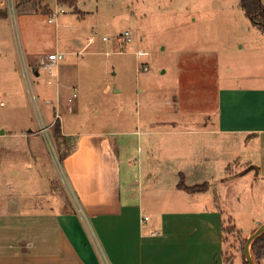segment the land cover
<instances>
[{"label":"rangeland","instance_id":"rangeland-1","mask_svg":"<svg viewBox=\"0 0 264 264\" xmlns=\"http://www.w3.org/2000/svg\"><path fill=\"white\" fill-rule=\"evenodd\" d=\"M4 1L0 10L6 9L8 16L0 18V195L16 196L19 201L28 195L25 202L61 203L63 211L81 208L63 165L74 139L56 132L60 124L57 114L65 132L118 134L133 126L137 113L169 121L174 116L179 121L173 124L177 129L186 126L191 116L214 117L219 90L236 85L232 74L258 73L245 61L246 53L238 52L250 40L264 44V33L252 25L240 0H77L73 6L56 0ZM55 12L57 17H52ZM125 32L132 34L134 41L121 46L117 38ZM104 37L109 42H103ZM56 46L68 54L58 74L51 75L41 69L38 59ZM138 50L146 55L137 59L134 52ZM107 51L112 55L107 57ZM67 65L78 69V98L71 104L72 112L66 97L70 89L64 99L57 95V77L59 72L68 73ZM144 65L149 72L137 71ZM249 82L257 81L244 83ZM107 87L112 91L106 93ZM174 96L178 104L172 101ZM210 119L207 127H213ZM44 127L48 130L43 131ZM121 137L118 134L111 139L124 153L123 185L140 181L135 190L141 210H136L135 223L138 225L142 214L149 218L141 222L143 228H150L171 213L168 209L188 206L184 194L151 187L152 177L161 173L170 177L169 172L184 169L179 161L167 167L153 164L145 142ZM178 137L176 140L183 139ZM228 143L222 138L219 159L206 170L210 169L214 178L206 174V180L189 183L210 185L208 194L200 197V206H205L212 225L217 214H224L226 264H240L244 233L237 229L264 221V187H254L257 171L251 166L264 158V143L253 140L247 145L242 138L236 145L232 143L231 149ZM164 183L156 185L160 189L171 185ZM80 213L89 239L104 259L105 250L92 221ZM178 217L176 223L182 218ZM205 230L210 241L217 243L213 230ZM218 264H225L221 254Z\"/></svg>","mask_w":264,"mask_h":264},{"label":"crops","instance_id":"crops-1","mask_svg":"<svg viewBox=\"0 0 264 264\" xmlns=\"http://www.w3.org/2000/svg\"><path fill=\"white\" fill-rule=\"evenodd\" d=\"M262 2L264 4V0ZM4 3L0 4L4 6ZM250 34H254L253 30ZM55 52L68 54L56 46L41 54L40 59ZM241 53H246L248 60L245 61L249 65L252 63L258 73L232 74L236 85L219 90L218 112L214 117L207 114L191 116L189 119L192 120L186 126L180 125L182 127L176 129L173 124H179V121L174 116L169 121L148 113L144 116L137 113L133 126L118 133L122 140L137 137L139 143L145 142L143 145L153 164L167 167L179 161V167L184 169L169 172L170 177L162 173L152 177L151 187L175 195L184 194L188 206L168 209L171 213L150 228H143L141 214L137 225L134 215L136 210H141V199L135 188L140 181L123 185L121 162L124 153L120 150L121 145H115L111 139L118 134L111 131L65 132L60 120L61 136L74 139V147L64 157L63 165L81 208L73 206L63 211L61 203L46 206L44 200L38 204L25 202L30 199L28 195L21 201L16 196L0 195V264H218L219 254L226 264L224 214H217L212 225L205 215V206L199 203L201 195L210 191V185L206 192L190 193L179 184L183 179L184 185L191 188L200 183L190 184L189 180H206V174L214 178L211 175L214 173L210 169L206 173V170L216 165L222 138L229 140V149L242 138L247 145L253 140L264 143V44L250 40L248 45L240 46L238 54ZM65 68L68 73L59 72L56 81L59 99H64L65 92L70 89L71 94L66 96L69 99L72 89L78 88V69L68 65ZM250 79L257 82L244 83ZM111 91L112 88L107 87L106 93ZM176 98L174 96L172 101L178 104ZM207 118H211L213 127L206 126ZM170 123L172 126L168 128ZM178 136L183 139L176 140ZM122 147L126 148V143ZM139 149L144 153L142 145ZM251 166L257 171L253 185L261 190L264 187V158ZM157 182H170L171 185L160 189ZM80 212L92 221L105 250L104 259L89 239ZM178 216L182 218L176 223ZM262 224L264 221H252L249 226L237 230H241L245 234H242L243 238L247 239ZM207 228L213 230L217 243L210 241ZM239 261L243 264L242 259ZM260 264H264V260Z\"/></svg>","mask_w":264,"mask_h":264},{"label":"trees","instance_id":"trees-1","mask_svg":"<svg viewBox=\"0 0 264 264\" xmlns=\"http://www.w3.org/2000/svg\"><path fill=\"white\" fill-rule=\"evenodd\" d=\"M77 0H57L58 4H69L71 6L75 5ZM240 8L244 11L245 15L248 17V19L251 21V23L259 29L261 32L264 33V4L262 0H240ZM8 13L7 10H0V18L5 19L7 18ZM61 127L60 124L56 126V132L60 133ZM179 187L181 189H184L190 193H196V192H206L208 190V185H201V186H194L191 188H188L184 185L183 179L181 180ZM235 228L234 226H232ZM236 229V228H235ZM225 236L227 233V228L224 229ZM227 241V240H226ZM247 239L244 238L241 241L242 248H245ZM251 253L253 254L254 260L257 264H260L264 260V234L257 238L252 246H251ZM243 264H248V262L245 259H243Z\"/></svg>","mask_w":264,"mask_h":264},{"label":"built area","instance_id":"built-area-1","mask_svg":"<svg viewBox=\"0 0 264 264\" xmlns=\"http://www.w3.org/2000/svg\"><path fill=\"white\" fill-rule=\"evenodd\" d=\"M58 13H52V17L53 16H56L57 17ZM49 23H53V21L51 19H49ZM91 42H94L95 39L92 38L90 40ZM103 42L107 43L109 42V40L107 38H103L102 39ZM134 41V37L132 34H130L129 32H125L123 35L119 36L117 38V43L119 45H125V44H128V43H132ZM120 53H123V51H121ZM107 57L111 56L112 55V52H105L104 53ZM134 54L136 55L137 58H140L144 55H146L145 53H143L142 51L138 50L136 52H134ZM65 59V54L63 53H59V52H55V53H50V54H47L46 56L42 57L40 59V67L43 71L45 72H49L51 75H56L58 74V67L60 65V63ZM139 71H144V72H149L150 69L148 67V65H144L142 67V69H138ZM78 97V88H73L72 89V95L71 97L68 99V104L70 106L69 108V111L72 112V107H71V104L74 102V100ZM56 119L57 120H61V116L60 114H57L56 116ZM43 131H47L48 128L47 127H44L42 129ZM146 221H149V218L148 216H142V222H146Z\"/></svg>","mask_w":264,"mask_h":264},{"label":"water","instance_id":"water-1","mask_svg":"<svg viewBox=\"0 0 264 264\" xmlns=\"http://www.w3.org/2000/svg\"><path fill=\"white\" fill-rule=\"evenodd\" d=\"M264 234V224H262L251 236L247 238V242L244 248V256L248 264H257L251 254V246L253 242Z\"/></svg>","mask_w":264,"mask_h":264}]
</instances>
